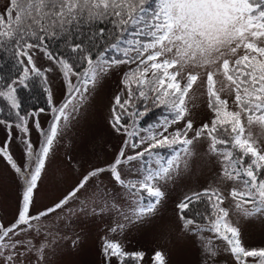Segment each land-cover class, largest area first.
I'll return each mask as SVG.
<instances>
[{
    "label": "snow or ice",
    "instance_id": "6c2138e0",
    "mask_svg": "<svg viewBox=\"0 0 264 264\" xmlns=\"http://www.w3.org/2000/svg\"><path fill=\"white\" fill-rule=\"evenodd\" d=\"M0 53L12 61L0 72V186L16 193L12 219L0 218V264H51L61 245L80 246L67 222L106 216L102 264L144 260L126 247L130 226L164 242L151 264L193 248L195 264H221L225 254L230 264H264V246L248 245L232 222L237 213L264 220V142L246 135L254 120L264 123V0H7ZM117 70L124 89L110 103L104 140L79 127V117ZM217 77L226 82L219 88ZM198 82L207 91L206 122L186 103ZM34 83L47 108L25 107L20 93ZM161 106L167 114L145 127ZM201 152L219 165L217 186L189 189L175 219L161 215L169 184L187 176ZM68 173L75 182L62 188ZM50 189L60 194L48 200Z\"/></svg>",
    "mask_w": 264,
    "mask_h": 264
},
{
    "label": "rangeland",
    "instance_id": "374dc122",
    "mask_svg": "<svg viewBox=\"0 0 264 264\" xmlns=\"http://www.w3.org/2000/svg\"><path fill=\"white\" fill-rule=\"evenodd\" d=\"M7 4V0H0V9ZM237 55H243V49H240ZM228 56L231 59L230 53ZM45 66L47 62L45 61ZM127 67L123 68L126 71ZM123 71L117 70L109 73L103 82L102 88H98L97 92L93 93L85 105V108L81 110V116L79 117V127L83 128L85 125L89 129L98 134L104 140L111 139L105 128V117L108 115L110 103L114 95L124 89V85L121 83ZM49 79L53 84V91L56 100H62L60 94L63 80L57 75V73L51 72L48 74ZM218 83L217 88L222 83H226L222 77H217ZM41 91L40 85L34 83L32 92L21 91V96L26 99L27 95H39ZM222 96L229 99L231 106L232 92L231 89L225 88L221 93ZM45 98V96H44ZM207 91L206 88L197 83L190 91L189 96L186 98V103L189 106L190 111L196 116L198 120H205L208 115L207 109ZM45 106L48 104L45 99ZM166 110L161 106L154 108L149 116L142 121V124L147 127L150 123H155L163 115H166ZM51 116L50 112L42 113L40 116L42 125H47ZM251 135L252 139L257 143L264 142V123L255 121L246 126V135ZM69 135H75V131L69 129ZM35 136V134H34ZM4 138V130L0 128V140ZM112 143L116 144L117 141L112 139ZM67 141L62 142V145L58 148V155L63 157L64 145ZM103 159V156L100 157ZM2 166V162H0ZM218 163L214 158L206 156L201 152L193 160V166L191 172L182 178H179L176 183L169 184L167 189V195L165 201L160 206V214L175 219L176 210L175 205L178 198L189 189L199 190L202 187L217 186V168ZM75 175L68 173L65 184L62 188L70 187L75 182ZM107 182V181H106ZM230 184V182H229ZM222 190H230L229 185H224ZM60 194V190L50 189L47 193V199H54ZM15 190L11 187L0 186V218H3L5 222L10 221L15 211ZM227 204L228 201H225ZM203 209L201 208V211ZM107 216L104 220L92 219L80 217L79 219L73 217L71 221L67 222V231L69 234L76 232L80 236L78 248H72L70 245H61V247L55 252V255L51 258V264H102L103 256L101 254L100 245L101 238L104 235L106 227ZM232 222L241 229L242 236L246 239L248 245L252 247L264 246V220L255 217H246L242 214L232 215ZM66 222L60 221L61 226ZM177 223H179L177 221ZM123 239L125 240L126 247L129 251H143L145 253L144 260L140 264H151V256L153 249H159L164 246V242L158 240L154 235L147 229H138L130 226L129 230L125 233ZM170 264H176L179 260L182 264H195L196 252L195 249H188L182 253L177 254L176 252L168 253ZM221 264H230L229 258L225 254Z\"/></svg>",
    "mask_w": 264,
    "mask_h": 264
},
{
    "label": "trees",
    "instance_id": "16d2710c",
    "mask_svg": "<svg viewBox=\"0 0 264 264\" xmlns=\"http://www.w3.org/2000/svg\"><path fill=\"white\" fill-rule=\"evenodd\" d=\"M9 57H10V53L7 55H5L4 53H0V58H2V60L5 62L3 68H0V72L11 70L12 61ZM2 103L3 102L0 101V104H2ZM24 105L26 108H33V107H37V106L47 108L45 106V98L41 92L38 96L35 94L27 95L26 99L24 100Z\"/></svg>",
    "mask_w": 264,
    "mask_h": 264
}]
</instances>
